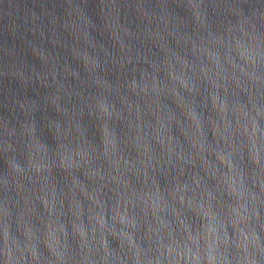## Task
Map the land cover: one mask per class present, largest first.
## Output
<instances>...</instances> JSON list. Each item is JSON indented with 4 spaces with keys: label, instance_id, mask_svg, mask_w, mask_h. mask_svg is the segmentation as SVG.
I'll list each match as a JSON object with an SVG mask.
<instances>
[{
    "label": "water",
    "instance_id": "water-1",
    "mask_svg": "<svg viewBox=\"0 0 264 264\" xmlns=\"http://www.w3.org/2000/svg\"><path fill=\"white\" fill-rule=\"evenodd\" d=\"M0 264H264V0H0Z\"/></svg>",
    "mask_w": 264,
    "mask_h": 264
}]
</instances>
